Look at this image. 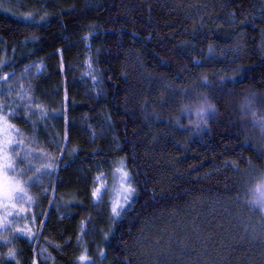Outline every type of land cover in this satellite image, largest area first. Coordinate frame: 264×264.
I'll return each mask as SVG.
<instances>
[{
    "label": "trees",
    "instance_id": "16d2710c",
    "mask_svg": "<svg viewBox=\"0 0 264 264\" xmlns=\"http://www.w3.org/2000/svg\"><path fill=\"white\" fill-rule=\"evenodd\" d=\"M86 35L96 96L73 74ZM193 86L219 109L198 139L171 122ZM250 93L264 106V0H0V109L33 194L32 232L5 235L0 264H264V215L243 200L264 169V132L237 107ZM42 159L54 172L36 179ZM119 159L135 196L114 224L91 175Z\"/></svg>",
    "mask_w": 264,
    "mask_h": 264
},
{
    "label": "rangeland",
    "instance_id": "374dc122",
    "mask_svg": "<svg viewBox=\"0 0 264 264\" xmlns=\"http://www.w3.org/2000/svg\"><path fill=\"white\" fill-rule=\"evenodd\" d=\"M90 38L91 35H86L81 39L84 48V58L80 64V61L76 63V66H74L73 68V74L79 76V78H81L83 82H85L86 89L88 88L90 93L96 96L101 93L102 80L95 61V56L98 52L97 50H91ZM28 67H25L24 69H27ZM100 130H102V128H100ZM100 130L99 132H101ZM97 135L99 134L97 133ZM89 136L91 137V140H94L96 133L94 131L90 132ZM19 139L20 141H22V144L19 145V151L21 152L20 156H22L23 154L26 155L27 142L21 139V135L19 134L18 130L7 120V118L0 109V145H3L5 141L8 140L12 142V146H16ZM9 154L14 157L17 163V161L19 160L18 158L20 156L16 157L15 152L11 151V149L9 151ZM0 163H2V161H0ZM51 172H54V170L48 164V161L42 159V162L40 160L39 163L35 165V168H33L32 175L36 174V179H38L37 175L42 177L46 176L45 178H47L51 175ZM9 176L11 177V173L9 174ZM55 177L56 176H54V179ZM18 179L23 182L30 196L33 198V194L29 191L27 187L28 180L27 178H25V174H20V177H18ZM97 189H100L99 194L97 196H93V192H95ZM130 189L132 190L131 194H129ZM90 192V197L93 202V205H95L97 208H105L106 211L109 212V221H111L110 223L114 222L115 224L118 220H120L122 213L129 207L135 196V190L133 189L129 173L125 165V161L123 159H119L115 161H108L106 163L97 164L96 168L93 169V174L91 175ZM32 198L29 200L24 197L21 202H7V209L4 208L3 203H0V223L5 222L6 211L14 214V219L13 217H8V227L0 228V240L6 242L5 235L25 236L21 235L19 230H23L24 233L32 232L30 227L29 229L27 228L28 220L26 218V215H28L29 211V215L32 212ZM49 205L47 209L49 208ZM113 207L117 208V211L119 212L118 216L112 212ZM79 227L80 233L78 241L81 242L83 236L87 234V219L83 221L81 220ZM30 233L26 235H30ZM82 253L83 254H81V256H84L85 259L81 262L87 263V249L84 248ZM32 264H38L37 260L34 259Z\"/></svg>",
    "mask_w": 264,
    "mask_h": 264
},
{
    "label": "clouds",
    "instance_id": "9594fccd",
    "mask_svg": "<svg viewBox=\"0 0 264 264\" xmlns=\"http://www.w3.org/2000/svg\"><path fill=\"white\" fill-rule=\"evenodd\" d=\"M199 79L204 86H210L207 76H201ZM237 107L242 118L247 119L250 124L258 125L264 132V106L260 105L257 94L242 95ZM218 111L211 95L207 91H196L193 86V95L190 98L185 96L178 103L177 113L171 122L174 127L186 130L190 138L198 139L210 132L211 117ZM18 187L24 189L27 199L32 198L23 182ZM243 200L251 209L264 215V169L246 179Z\"/></svg>",
    "mask_w": 264,
    "mask_h": 264
},
{
    "label": "snow or ice",
    "instance_id": "6c2138e0",
    "mask_svg": "<svg viewBox=\"0 0 264 264\" xmlns=\"http://www.w3.org/2000/svg\"><path fill=\"white\" fill-rule=\"evenodd\" d=\"M21 19L27 22V20H30L31 18L21 17ZM20 144H22V141H18L16 146H12V142L6 140L3 145H0V161H2V163H0V203L4 204L5 209H7L8 207L7 202H21L26 196L24 189L18 187L21 181L18 179L16 160L12 155L9 154V151L11 149V151L15 152V156L19 157L21 155V152L19 151ZM10 173L11 177L9 176ZM131 191L132 190L130 189L129 194H131ZM99 192L100 189H97L95 192H93V196H97ZM112 212L117 216L119 215L116 207L112 208ZM8 217H13L14 219V214L6 211L5 222L0 223V228L8 227ZM19 232L21 235H26L23 230H19ZM9 258L15 259V253L10 252ZM84 259V256L80 257L81 261H83Z\"/></svg>",
    "mask_w": 264,
    "mask_h": 264
}]
</instances>
